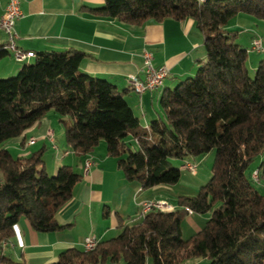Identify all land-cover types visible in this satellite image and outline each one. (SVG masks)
<instances>
[{
  "label": "trees",
  "instance_id": "16d2710c",
  "mask_svg": "<svg viewBox=\"0 0 264 264\" xmlns=\"http://www.w3.org/2000/svg\"><path fill=\"white\" fill-rule=\"evenodd\" d=\"M91 10L132 25L193 18L206 56L196 61L195 76L164 90L163 117L147 126L126 90L82 72L80 50L41 52L17 76L0 79V264H26L4 254V242L15 236L22 217L42 232L65 227L56 215L81 175L71 165L50 175L44 149L15 156L4 147L50 111L61 116L70 150L87 155L104 139L127 180L145 189L180 180L181 169L170 158L186 161L216 150L213 175L196 196L180 197L175 210L154 209L123 225L117 237L93 250L69 248L53 264H147L149 257L155 264H180L191 256L206 257L208 264H264V192L253 180L255 171L253 179L247 174L264 153V60L252 75L248 49L228 29L240 13L264 20V0H105ZM8 53L0 45V59ZM261 168L257 180L264 177ZM189 210L212 214L202 230L184 239L181 223Z\"/></svg>",
  "mask_w": 264,
  "mask_h": 264
},
{
  "label": "crops",
  "instance_id": "0c3cea01",
  "mask_svg": "<svg viewBox=\"0 0 264 264\" xmlns=\"http://www.w3.org/2000/svg\"><path fill=\"white\" fill-rule=\"evenodd\" d=\"M7 1L0 0V18ZM104 3L105 0H21L22 16L15 25L17 45L36 55L67 49L83 51L82 72L108 80L119 90H126L125 98L141 123L147 126L152 120L163 117L160 98L164 90L192 76L197 69L196 61L206 56L203 35L193 18H168L160 22L148 20L141 25H132L92 12L91 9L100 8ZM243 20L264 25V21L240 13L228 26L235 27L232 24ZM230 27L228 29L235 31ZM256 37H260L264 43L262 36L254 30L249 37L251 46ZM7 41L8 36L0 33V45L5 46ZM144 49L153 52L156 67L167 66L170 72L159 89L138 93L128 77L136 74L144 78ZM19 68L20 65L3 71L14 73ZM55 116L47 113L24 135L5 143L4 147L9 149L13 146L18 151L17 156H29L37 151L33 147L39 142L43 147H46V140L53 144L48 130H54ZM55 133L54 130V138ZM58 155L51 168L46 166L49 173H57L62 164H68L81 175L72 199L56 215L65 227L58 231L42 232L34 229L29 220L22 217L15 226V236L4 245V254L17 261L53 264L69 248L85 249L83 242L88 236H96L99 241L117 237L123 225L142 221V203L147 200L164 199L177 208L165 197L164 190L168 189L162 185L145 189L139 182L127 180L118 166L117 158L109 154L105 143L100 142L99 147L87 155L70 153L69 150ZM87 158L92 160L88 170L85 169ZM210 217L191 211L186 215V222L196 234ZM182 236L185 237L183 230ZM204 260L206 262L208 259L204 257ZM116 263L120 262H111Z\"/></svg>",
  "mask_w": 264,
  "mask_h": 264
},
{
  "label": "rangeland",
  "instance_id": "374dc122",
  "mask_svg": "<svg viewBox=\"0 0 264 264\" xmlns=\"http://www.w3.org/2000/svg\"><path fill=\"white\" fill-rule=\"evenodd\" d=\"M262 21H264V20H262ZM230 24H228V25H230ZM232 25L235 27H232V26L231 27L228 26V27L232 28L233 30H235V32H237L236 42L238 44H240L242 47L248 49V52H249L248 68L250 70V73L252 75H254L257 68L260 66L261 62L264 60V52L259 53L256 50H253V48L250 44V41H249V37L252 35V31L254 32V30H256L258 32V34L261 35L262 38L264 39V25L263 24L257 25V24L251 23L248 20H243V21L237 23L236 25H234V24H232ZM252 27L255 29L253 30ZM35 60H36V58H31L29 61L18 62L16 60V58L14 57L13 51L10 49L9 54L5 55L3 58L0 59V79H6V78H11V77L17 76L19 73V70L21 69V67L24 64H26L27 62L33 63ZM18 65H20V68L18 70H16L14 73H4V71H3L4 69H7V70L13 69L15 66H18ZM196 73H197V69H196V72L191 77L195 76ZM176 85H171V87L174 88ZM50 112H51V115H57V116H55L57 118V120H56V118H53L54 119L53 127H54V130L56 131L54 139L56 140L55 144L58 146V148L57 149L54 148L53 144H51L50 142H47V140L44 141L46 143V147H43L44 145L42 144V142H39L35 147H33V150L36 149L37 151L44 149L43 161H44V165H45V168L47 171H48L47 167L51 168V166H52L51 164L53 162H56V158L59 157L58 154L66 152V150L67 151L69 150L70 153L71 152L73 153V151L70 150V147H69L68 142H67L66 127H65L64 123L60 120L61 116L54 111H50ZM9 141H11V140H9ZM9 141H7V142H9ZM7 142H5V143H7ZM5 143H4V145H5ZM101 143L106 144V141L103 139L101 141ZM99 145L97 147H99ZM133 146L135 148H137L138 145L135 144V142H133ZM9 150L12 152L13 155L17 156L18 151H16L13 148V146H10ZM215 157H216V150L214 149L205 155L197 156L194 159H192V160H195L199 165L196 174L192 173L190 170H187L186 168L183 167L185 160L180 159V158H170L169 159L170 165L175 167V168L181 169V178L175 184H162V187H165V189H168V190H164L166 193L165 197L167 199L169 198L170 201L172 203L176 204L178 207V206H180L179 205V198L180 197L196 196L199 193L200 188L203 185H205L211 179V177L213 175V165H214ZM263 164H264V153L262 155H260V157H258L251 164L250 168L247 170L248 176L250 178H252L251 177L252 173L254 171H257L258 169H260V167ZM63 165H68V164H62L61 166H63ZM261 169L263 170L264 168H261ZM49 174L55 175L56 173L51 171V173H49ZM253 180L255 181V184L258 187V189L261 192H264V177L259 179V180H257V179L255 180V178H254ZM211 214H212V211H209V212L204 213L202 215L203 216H211ZM181 227H182V230L184 231V236H185V237H183L184 239L190 238L195 233L194 231L192 232V227L186 222V216L183 217V219H182ZM201 260L203 262H200ZM209 262H210V260H206V262H205L203 256H191V257L185 258L183 260V262L180 264H208ZM107 264H111V262L108 261ZM116 264H124V263L120 262V263H116ZM147 264H155L153 258L149 257Z\"/></svg>",
  "mask_w": 264,
  "mask_h": 264
},
{
  "label": "built area",
  "instance_id": "2783aa9c",
  "mask_svg": "<svg viewBox=\"0 0 264 264\" xmlns=\"http://www.w3.org/2000/svg\"><path fill=\"white\" fill-rule=\"evenodd\" d=\"M22 16L21 0H8L6 8L0 18V33H5L8 36L6 45L12 46V51L17 61L19 57H35L36 53L33 51H24L17 45L18 34L15 29L16 21ZM252 48L258 52H264V43L260 37H256L253 40ZM144 66L143 73L144 78H140L138 75H130L129 83H138L141 87V93L146 91L155 90V87L163 85L164 79L169 75V68L167 66L156 67L154 65V54L148 49H144L143 52ZM48 136L52 140L53 147L58 148L55 144L54 131L50 129ZM92 161L85 162V169L88 170ZM184 166L187 170L196 174L198 170V163L195 160H186ZM255 179H258V173L253 174ZM157 209L162 211L175 210L174 206L168 203L164 199L147 200L142 203V215H146L150 211ZM99 239L96 236H88L84 239V248L86 250L94 249L97 246ZM7 244L4 242V245Z\"/></svg>",
  "mask_w": 264,
  "mask_h": 264
},
{
  "label": "bare ground",
  "instance_id": "6f19581e",
  "mask_svg": "<svg viewBox=\"0 0 264 264\" xmlns=\"http://www.w3.org/2000/svg\"><path fill=\"white\" fill-rule=\"evenodd\" d=\"M205 1H206V0H198L199 3H203V2H205ZM4 48H6V49H11V50H12V46H10V45H5ZM30 58H32V57H19V62L28 61ZM130 84L133 86V89H134L136 92L141 93V87L139 86L138 83H130ZM160 87H162V86H160ZM160 87H155V90H156V89H159ZM86 161H92V160H91L90 158H87ZM183 167L185 168L184 165H183ZM255 173H258V172L255 171ZM189 212H191V210H189ZM5 243H7V242H5ZM98 243H99V242H97V244H98ZM91 250H93V249H91Z\"/></svg>",
  "mask_w": 264,
  "mask_h": 264
}]
</instances>
